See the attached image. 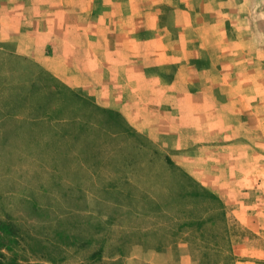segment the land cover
<instances>
[{
    "label": "rangeland",
    "instance_id": "obj_1",
    "mask_svg": "<svg viewBox=\"0 0 264 264\" xmlns=\"http://www.w3.org/2000/svg\"><path fill=\"white\" fill-rule=\"evenodd\" d=\"M162 9L166 27L180 22ZM22 32L0 34V264H264L259 103L219 108L208 139L193 126L138 131L22 53ZM256 61L233 69L247 79L235 90L262 88ZM190 64L184 75L217 74L207 52Z\"/></svg>",
    "mask_w": 264,
    "mask_h": 264
},
{
    "label": "crops",
    "instance_id": "obj_2",
    "mask_svg": "<svg viewBox=\"0 0 264 264\" xmlns=\"http://www.w3.org/2000/svg\"><path fill=\"white\" fill-rule=\"evenodd\" d=\"M163 7L179 10L180 22L166 27ZM21 32L22 53L66 75L76 89L96 93L138 131H175L181 138L193 126L209 130L202 135L208 139L219 131L211 117L219 108H264V76L258 90L233 86L247 80L234 75L235 67L247 72L256 60L264 67V0H0V34ZM247 36L258 43L243 45ZM206 52L207 70L217 74L184 75ZM169 159L182 173V158Z\"/></svg>",
    "mask_w": 264,
    "mask_h": 264
}]
</instances>
